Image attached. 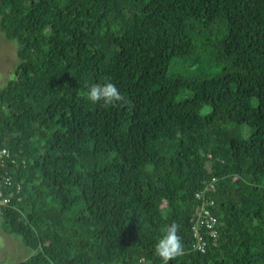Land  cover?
Returning <instances> with one entry per match:
<instances>
[{
	"label": "trees",
	"instance_id": "1",
	"mask_svg": "<svg viewBox=\"0 0 264 264\" xmlns=\"http://www.w3.org/2000/svg\"><path fill=\"white\" fill-rule=\"evenodd\" d=\"M0 30L19 59L0 88L17 264H164L173 221L168 264H264V0H0ZM107 80L127 103L82 95ZM198 203L218 218L205 252Z\"/></svg>",
	"mask_w": 264,
	"mask_h": 264
},
{
	"label": "rangeland",
	"instance_id": "2",
	"mask_svg": "<svg viewBox=\"0 0 264 264\" xmlns=\"http://www.w3.org/2000/svg\"><path fill=\"white\" fill-rule=\"evenodd\" d=\"M18 62L17 42L10 40L0 30V88L11 76L13 77ZM249 132L250 128L247 129V135ZM2 221L3 217L0 214V261L5 264H17L29 257L32 251L24 244L21 235L5 232Z\"/></svg>",
	"mask_w": 264,
	"mask_h": 264
},
{
	"label": "clouds",
	"instance_id": "3",
	"mask_svg": "<svg viewBox=\"0 0 264 264\" xmlns=\"http://www.w3.org/2000/svg\"><path fill=\"white\" fill-rule=\"evenodd\" d=\"M82 95L92 103L103 101L105 107L127 103L126 96L111 80L93 84ZM179 233L180 225L173 221L167 227L165 235L155 245V253L164 261V264L185 254L183 240Z\"/></svg>",
	"mask_w": 264,
	"mask_h": 264
},
{
	"label": "built area",
	"instance_id": "4",
	"mask_svg": "<svg viewBox=\"0 0 264 264\" xmlns=\"http://www.w3.org/2000/svg\"><path fill=\"white\" fill-rule=\"evenodd\" d=\"M11 157L10 151L7 147H2L0 149V164L1 166H5L6 160ZM12 179L8 173H5L2 177H0V209L3 206H7L11 202V197L5 194V188L11 185ZM20 185L18 184V189ZM199 198L205 201L206 205L212 206L214 205L213 200H206L204 197V193L198 194ZM218 222V218L212 213V211L206 208L202 204H198L195 206L191 217L192 223V234L194 237L193 248L205 252L208 241L205 238L206 233L211 234L214 237V240L217 239L219 231L216 228V224ZM0 264H4L0 261Z\"/></svg>",
	"mask_w": 264,
	"mask_h": 264
},
{
	"label": "crops",
	"instance_id": "5",
	"mask_svg": "<svg viewBox=\"0 0 264 264\" xmlns=\"http://www.w3.org/2000/svg\"><path fill=\"white\" fill-rule=\"evenodd\" d=\"M5 231V230H4ZM1 262H3V261H1ZM4 263V262H3ZM5 264V263H4Z\"/></svg>",
	"mask_w": 264,
	"mask_h": 264
},
{
	"label": "bare ground",
	"instance_id": "6",
	"mask_svg": "<svg viewBox=\"0 0 264 264\" xmlns=\"http://www.w3.org/2000/svg\"><path fill=\"white\" fill-rule=\"evenodd\" d=\"M201 199V198H200ZM199 204V203H198ZM213 206V205H212Z\"/></svg>",
	"mask_w": 264,
	"mask_h": 264
}]
</instances>
